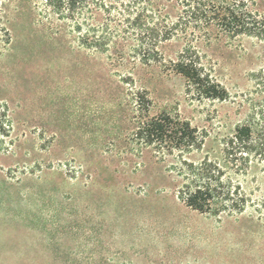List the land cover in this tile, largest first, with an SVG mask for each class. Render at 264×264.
<instances>
[{"label":"rangeland","instance_id":"obj_1","mask_svg":"<svg viewBox=\"0 0 264 264\" xmlns=\"http://www.w3.org/2000/svg\"><path fill=\"white\" fill-rule=\"evenodd\" d=\"M176 50L170 43L164 54ZM202 50L223 101L186 95L167 68L78 48L67 28H48L44 0H0V102L13 140L0 154V264H264V215L251 206L220 218L190 210L176 198L174 159L133 139L141 92L149 117L166 113L204 136L200 151L184 155L191 161H220L238 124L264 133V41ZM234 180L253 203L264 197L261 164Z\"/></svg>","mask_w":264,"mask_h":264},{"label":"trees","instance_id":"obj_2","mask_svg":"<svg viewBox=\"0 0 264 264\" xmlns=\"http://www.w3.org/2000/svg\"><path fill=\"white\" fill-rule=\"evenodd\" d=\"M48 28H67L78 48L115 58L122 64L156 66L180 76L186 95L223 101L225 88L207 66L203 48L243 37L264 41V0H44ZM177 50L164 54L167 44ZM136 130L133 139L161 160L174 159L176 198L199 214L220 218L242 214L248 206L264 215V197L253 203L234 177L246 176L252 165L264 169V133L251 122L238 124L222 139L220 161L208 156L191 161L184 155L204 144L195 128L168 114L148 116L144 92L133 96ZM12 121L0 102V154L13 145ZM263 212V214H261Z\"/></svg>","mask_w":264,"mask_h":264},{"label":"crops","instance_id":"obj_3","mask_svg":"<svg viewBox=\"0 0 264 264\" xmlns=\"http://www.w3.org/2000/svg\"><path fill=\"white\" fill-rule=\"evenodd\" d=\"M69 221H74L69 218H48L49 225H69V224H80V223H70ZM76 221H83V220H76ZM84 245H80L78 249H83ZM81 252V251H80Z\"/></svg>","mask_w":264,"mask_h":264}]
</instances>
